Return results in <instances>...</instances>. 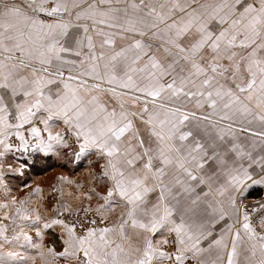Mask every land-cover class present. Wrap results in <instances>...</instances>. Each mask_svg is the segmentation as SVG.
Returning a JSON list of instances; mask_svg holds the SVG:
<instances>
[{"label": "snow or ice", "instance_id": "snow-or-ice-1", "mask_svg": "<svg viewBox=\"0 0 264 264\" xmlns=\"http://www.w3.org/2000/svg\"><path fill=\"white\" fill-rule=\"evenodd\" d=\"M86 21L134 39L117 50L101 30L97 53L91 37L77 38ZM145 38L159 41L166 61ZM0 89V136L15 129L27 150L19 135L27 126L43 151L62 141L51 130L62 121L81 153L106 160L103 191L88 196L97 207L70 219L69 206L43 224L64 230V250L49 249L56 258L264 264V204L257 223L238 204L245 188L264 185V0H0ZM97 92L111 93V106ZM242 133L259 142L245 147ZM115 208L109 222L103 214ZM13 240L38 247L24 231L4 235ZM22 261L20 252L0 253V264Z\"/></svg>", "mask_w": 264, "mask_h": 264}, {"label": "crops", "instance_id": "crops-1", "mask_svg": "<svg viewBox=\"0 0 264 264\" xmlns=\"http://www.w3.org/2000/svg\"><path fill=\"white\" fill-rule=\"evenodd\" d=\"M151 2L158 3L162 2V0H151ZM168 2L175 3L177 0H168ZM98 19L103 18L98 17ZM86 23L89 26L88 33L84 34L81 30L77 38L83 40L85 35L91 37L96 46L97 53L100 51L101 40L104 39L103 36L97 34L101 30L115 39L117 50L121 47H127L134 39L132 35H129L127 39H121V34L117 29L103 28L102 25H96V31H93L94 26L91 21H86ZM72 31L77 30L73 29ZM144 43L146 45L152 44V52L161 61H166V53L163 49L161 48L157 51L155 48V45L159 41L145 38ZM104 51L110 55L112 52L111 46L106 45ZM82 58L86 59V52L82 54ZM141 63H144V61L142 60ZM76 71H79V69L73 68V72ZM102 87L106 88L108 86L105 84ZM2 92L3 90L0 89V93ZM117 92H119V89H117ZM96 95L99 96L103 103L111 106L113 102L111 93L97 92ZM4 102H8L7 96L4 97ZM35 126L43 128L42 124ZM51 130L54 135L59 133L62 141H54L51 149L43 151L36 148L30 135V129L27 126L19 130V135H23L28 141L27 146H34V150H31V152H38V155L48 157L51 163V165L47 164L45 167H41L39 172L32 175L28 174V172L32 173L29 161L28 163H20V159L14 154L16 148L13 142L20 140L18 135L15 134L16 130L13 129L7 137L0 136V140H4L5 144L10 145V148H6L3 144H0V245H3L0 248V253H6V251L20 252L23 257L22 264H76L75 258L60 259L49 252V249H53L56 253L64 250V230L58 226L45 230L43 229V224L49 218H55L58 210L64 207L78 208L83 203H89L96 208L97 202L95 199L89 201V193L93 190L103 191L101 187V173L105 168L106 160L98 151L93 149H88L83 153L79 149L78 151L73 150L70 143L74 140L75 136L71 128L64 125L62 121H53L51 123ZM240 139L245 147L251 144L253 139H256L257 143L259 142L258 138L248 137L246 133L240 134ZM28 147L25 150L27 152ZM259 172L260 168L257 165L255 166V173ZM53 185L58 187L62 196L60 206H54L49 197L50 188ZM213 187L215 188L216 185L214 184ZM260 193H264V185L245 188V197L256 196ZM215 199L221 201L225 207L227 206L226 196H217ZM240 203L241 200L238 198L239 206ZM215 206L218 208L219 204H215ZM119 211L121 209L115 208L111 215L106 213L103 215L109 222H114L115 213ZM37 216L40 218L38 221L36 219ZM33 225L36 226L34 227ZM37 230L43 232L42 237H37ZM21 231L30 235L38 247L26 244L24 248H19L16 246L17 241L15 240H13L11 245L4 242V235H7L11 239ZM112 238L119 239L118 235H114ZM128 253L129 255H134V247L128 248ZM214 256L215 253L213 252L208 255V258H213Z\"/></svg>", "mask_w": 264, "mask_h": 264}, {"label": "rangeland", "instance_id": "rangeland-1", "mask_svg": "<svg viewBox=\"0 0 264 264\" xmlns=\"http://www.w3.org/2000/svg\"><path fill=\"white\" fill-rule=\"evenodd\" d=\"M15 144V148H16V152H14L15 156L20 159V163H30V165L36 160L37 156H38V152H24L25 151V144L23 142H21V140H15L13 142ZM70 144H73V146L75 147V142L71 141ZM28 145V144H27ZM28 147V146H27ZM72 153V152H71ZM75 153V152H74ZM32 173H29V175L32 174H36V172L31 171ZM262 193L258 194L261 195ZM49 197L51 198L52 203L54 204V206H60L61 205V199L62 196L60 195L59 189L57 186L53 185L50 188V193H49ZM242 203V200H241ZM240 203V206L242 205ZM244 205V204H243ZM69 207V206H68ZM89 207V203H83L81 204V206H79L78 208H71V212L72 214H76L77 212L80 211V209L82 208H88ZM91 207L93 209H95L92 205ZM67 207L61 208L59 211L62 212L63 214H68V211H66ZM82 213V212H81ZM81 218H83V215H81Z\"/></svg>", "mask_w": 264, "mask_h": 264}, {"label": "built area", "instance_id": "built-area-1", "mask_svg": "<svg viewBox=\"0 0 264 264\" xmlns=\"http://www.w3.org/2000/svg\"><path fill=\"white\" fill-rule=\"evenodd\" d=\"M72 141L75 142V147L72 144L73 150L78 151V149H79V142H77L75 138ZM31 150H34V146L33 145H31V146L28 147V152H31ZM24 152H27V151H24ZM241 204L242 205L240 207L242 209L245 206H248L249 211L252 212V221H253V223H257L260 213L258 211H255V209L259 205L264 204V193H262L261 195H256V196H247V197H245V198L242 199V203ZM63 215L64 216H68V214H63ZM80 215H83V213H80ZM74 217H75V214H72V216L69 217V218L71 219V218H74ZM81 219H83V218H81Z\"/></svg>", "mask_w": 264, "mask_h": 264}, {"label": "trees", "instance_id": "trees-1", "mask_svg": "<svg viewBox=\"0 0 264 264\" xmlns=\"http://www.w3.org/2000/svg\"><path fill=\"white\" fill-rule=\"evenodd\" d=\"M47 164L51 165L49 158L38 155L36 160L31 164V170L33 172H39L41 167H45Z\"/></svg>", "mask_w": 264, "mask_h": 264}]
</instances>
